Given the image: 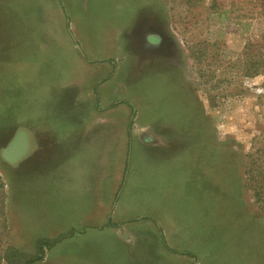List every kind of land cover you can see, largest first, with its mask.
Masks as SVG:
<instances>
[{
	"label": "rangeland",
	"instance_id": "1",
	"mask_svg": "<svg viewBox=\"0 0 264 264\" xmlns=\"http://www.w3.org/2000/svg\"><path fill=\"white\" fill-rule=\"evenodd\" d=\"M262 36L264 0H0V264H264Z\"/></svg>",
	"mask_w": 264,
	"mask_h": 264
},
{
	"label": "trees",
	"instance_id": "2",
	"mask_svg": "<svg viewBox=\"0 0 264 264\" xmlns=\"http://www.w3.org/2000/svg\"><path fill=\"white\" fill-rule=\"evenodd\" d=\"M199 61L203 57H195ZM232 68L241 72V78H253L264 75V36L256 40H251L246 44L238 63L231 64ZM40 249L50 246L49 242L41 241Z\"/></svg>",
	"mask_w": 264,
	"mask_h": 264
},
{
	"label": "water",
	"instance_id": "3",
	"mask_svg": "<svg viewBox=\"0 0 264 264\" xmlns=\"http://www.w3.org/2000/svg\"><path fill=\"white\" fill-rule=\"evenodd\" d=\"M30 149L28 132L19 130L11 142L2 150V157L10 164H15L24 158Z\"/></svg>",
	"mask_w": 264,
	"mask_h": 264
},
{
	"label": "crops",
	"instance_id": "4",
	"mask_svg": "<svg viewBox=\"0 0 264 264\" xmlns=\"http://www.w3.org/2000/svg\"><path fill=\"white\" fill-rule=\"evenodd\" d=\"M127 224V223H126ZM114 226H119V224H114ZM118 241H120V242H122V244H124L125 246H127V244H126V241H127V239L126 238H124L123 236H119V239H118ZM128 242V241H127ZM131 255V254H130ZM131 257V256H130ZM126 261H130V260H126Z\"/></svg>",
	"mask_w": 264,
	"mask_h": 264
}]
</instances>
